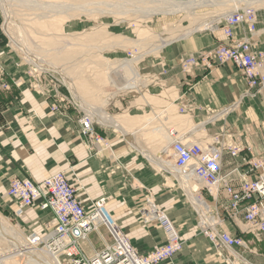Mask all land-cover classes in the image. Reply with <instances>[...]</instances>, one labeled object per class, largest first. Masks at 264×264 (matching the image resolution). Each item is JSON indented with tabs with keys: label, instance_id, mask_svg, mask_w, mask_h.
I'll list each match as a JSON object with an SVG mask.
<instances>
[{
	"label": "crops",
	"instance_id": "0c3cea01",
	"mask_svg": "<svg viewBox=\"0 0 264 264\" xmlns=\"http://www.w3.org/2000/svg\"><path fill=\"white\" fill-rule=\"evenodd\" d=\"M174 29L178 34H181L179 30H183L177 28V24ZM202 30L198 29L192 33L194 38L189 41H185V37L179 39L181 45L175 44L178 49L177 57L185 55L186 51L210 50L214 46L230 43L220 30L214 33L206 29ZM245 38L258 45V23L256 32L251 35L245 27L235 29L233 40ZM168 58L166 73L156 78L157 84L149 94L153 97L161 96L163 92H166L167 96L169 92L170 95H176L170 107L180 103L187 107V112L193 121L205 123L203 130L198 131L199 134L205 130L209 135L214 136L227 133L237 139V145L244 146V140L254 130V125L248 121L251 111L249 105L247 106V100L257 99L259 90L251 91L241 73L229 63L220 64L210 70L202 66L194 67L191 76L183 77L180 66L175 64L170 55ZM2 82L9 84L10 89L0 93V209L24 225H33L32 227L37 225V232L32 233L43 236L49 230L52 231L55 225L53 214L49 210H41L38 203H35L31 208L24 209L25 212L23 210L17 215L15 212L20 207L18 201L6 195L10 182L13 179L26 178L34 183H40L51 175L65 171L67 180L76 189V196L87 212L92 209V201L106 198L107 210L118 221L130 244L140 255H146L166 242L164 231L157 223L148 225L143 223L140 212L146 197H151L155 201L154 199L169 200L170 197L177 196L176 205L179 206L176 210L170 211L167 217L172 221L173 212L176 214L178 211L187 231L183 235L184 248L182 245L179 253L160 264H229L228 258L232 264H264V252L257 251V247L263 242L262 238L258 239L239 232L236 221L244 222L242 211H239L236 220L227 218L222 205H228V199L222 188L217 193V197L213 198L206 189H202L204 185L196 181L201 189L197 195L207 201L212 212L226 217L224 224L231 235L241 237L249 245L248 250L236 248L235 253L222 251L230 256H226V259L219 257L218 251L214 253L212 251L214 246L210 241L199 232L197 227L192 226L193 217L195 225L197 224V215L194 211L190 212L188 208L186 209L180 198L182 193L179 185L175 188L168 187L167 176H171V181L174 179L178 182V179L171 175L167 168L162 166L158 169L153 158L145 156L132 144L116 137L113 134L117 132L115 129L96 125L99 129L94 128V131L103 140H89L88 136L81 133L78 121L77 126L73 125L74 113L66 103H57L56 100L42 97L30 89L32 79L25 75L24 63L10 51L0 34V83ZM146 94L140 92L128 101L124 97L118 98L121 107H116L113 112L122 115L128 111L130 121L134 119L136 123L141 122L149 115H153L156 110L153 103L146 99ZM239 100H241L239 106L231 112L228 111L219 120L204 121L214 113V116L221 114L226 105L231 108ZM165 101H168V98H165ZM52 107L58 109L53 111ZM223 117L224 119H221ZM154 130H160L159 139L162 142L159 139L158 142L150 141L148 144L151 147H160L171 142L172 139L167 133L168 128L157 126L149 129L152 133ZM192 133L182 136L185 140H189L187 137L194 138L192 135L196 134ZM209 140L211 139H203L201 142L192 141L204 143ZM240 160L241 155L234 158L227 155L224 156L222 163V173L229 174L228 180L235 189H238L242 181L253 178V175L248 173L247 167L238 165ZM227 165L232 168L226 169ZM235 168L237 169L233 170ZM183 193L186 195L184 189ZM174 221L176 222V216ZM174 226L177 227V224L175 223ZM178 235L181 240L179 232ZM101 236L107 238L105 233ZM86 243L85 246L83 245L84 248ZM85 253L90 255L93 252L85 251ZM234 259L237 261L235 262Z\"/></svg>",
	"mask_w": 264,
	"mask_h": 264
},
{
	"label": "rangeland",
	"instance_id": "374dc122",
	"mask_svg": "<svg viewBox=\"0 0 264 264\" xmlns=\"http://www.w3.org/2000/svg\"><path fill=\"white\" fill-rule=\"evenodd\" d=\"M72 1V0H71ZM169 1H193V0H169ZM226 1V6L222 7H204V8H199L194 10V12L187 13V12H180L172 15H152L148 18L142 17L140 14H129V15H122V16H110V15H103V16H96L93 18L87 17L85 15H77V17H74L70 21L66 22L63 25L64 32L67 34H74V33H82L86 36V39H84L82 35L81 36H74L76 38L70 37L71 39L68 41V47L65 52H62L57 59H52L53 51L52 48V41L48 40V38H44L41 34L48 33L47 29L45 31L36 29L31 30L32 32L36 33L33 36H29V30L23 31L22 34L20 35L19 29L17 26L21 25L22 22L20 20H24L25 16H20L18 20V16L16 17V10L17 8H13V11L15 12V15L12 16L10 19V28L13 30L12 33L16 38H21V36H25L26 40H29L30 45H31V51L33 52L34 55L43 57L44 62L48 63H53V65L57 68H59L60 71L63 70L64 73L58 72L55 69H47V70H39L36 68L34 65H32L27 58H25V54L21 51V49L16 48L12 45L11 40L8 38V36L5 34L4 31V22H6V14L3 10L2 4L0 3V34L1 37L3 38V42L7 43L8 48L10 49L11 52L17 55V58L19 61H22L24 63L25 67V75L29 76L32 79V83L29 85L30 89H32L35 93L40 94L42 97L45 98H52L53 100H56L57 103H66L68 107H70L71 111H73L74 115H72V120L74 122L73 125L77 126V121L80 123V119L84 116L87 115V112L85 109L80 107L78 102H76L75 98L73 97L71 91H69V87L67 86V83H65V79L63 78V75L68 74L67 80H72L71 78H79L81 77L82 80V85H84L87 88V92L84 93V90L82 92V97L86 101V103H89L92 107L99 108L98 106H102V101L105 100L106 97H111V100L109 99V102L105 105L103 108L110 116L114 117L116 120H124L125 126H126V131H129L133 134V139L137 143V145L141 146L142 149H145L146 151L149 152H155L159 147H151L148 143L150 141H157L159 139V136L161 135L160 130L156 131L154 130L153 133L149 131V129L156 128L157 126L163 127V128H168L177 131L178 137H181L182 134L184 136L192 133V125L198 126L201 124L200 122H195L191 118V116L188 114L187 107L181 105L180 103L176 104V106L170 107V104L172 103L174 97L176 95H170V92L167 93L163 92L161 96L153 97L152 94H149V91L153 90L155 88L156 78L161 77V75L166 73V65L167 61L169 60L168 55H170L171 59H174L175 64L180 66V62L183 59L189 58V57H196V58H201L202 56L211 54L210 60L213 62V67H218L220 64L216 62V60L213 57V53L216 49L217 46H214V48L210 50H196L195 52L192 51H186L185 55L181 57H177V52L178 49L176 48L175 44L181 45V41L179 40L180 38H183L182 35L185 33L187 30H191L194 26L197 24L210 20V19H217L220 21L222 18L220 16H223L224 14L233 11L235 8V5H232L231 2ZM238 7L237 9L241 8L242 5H236ZM254 9L255 15H256V20L258 23V45L252 42V45L255 50L263 52L262 50H259L257 46H259L261 49L264 50V4L259 6L255 5L252 6ZM32 14V11H22V14ZM20 13V14H21ZM194 14V15H193ZM136 16V17H135ZM141 17V18H140ZM219 17V18H218ZM96 19V20H95ZM220 19V20H219ZM141 20V21H140ZM216 21V20H215ZM216 21L214 24L217 25L219 23ZM20 22V23H18ZM177 24V28L183 29L179 30L181 34H178L176 32V29L174 27ZM219 25V24H218ZM96 29V30H95ZM99 29V30H98ZM138 29H145L147 32L149 31V39H147V42L144 44H136L134 45L133 43L129 42H124L125 45L121 41L124 39H130V40H137L138 38ZM208 30V29H206ZM210 30V29H209ZM40 31V32H39ZM85 31V32H83ZM96 31H99L101 33V38L102 40L95 41L92 39V34L95 33ZM197 31V30H196ZM57 32V31H56ZM108 32V33H107ZM27 33V34H26ZM41 33V34H40ZM189 33V32H188ZM25 34V35H24ZM40 34V35H39ZM56 34V33H55ZM59 34V32H57ZM107 34V36H106ZM153 34V36H152ZM185 37V41H189L190 39L194 38L193 35ZM115 35L117 37H115ZM88 36V39H87ZM120 36V37H118ZM152 36V37H151ZM43 37V38H42ZM69 37V36H68ZM99 37V38H100ZM122 37V38H121ZM80 38V39H79ZM98 38V39H99ZM100 38V39H101ZM104 38V39H103ZM124 38V39H123ZM161 38H172L173 40L170 41L169 45H167L164 48H161V50L158 53H150L148 50L150 48L156 46L159 44V41ZM41 39L46 42V44L41 42ZM83 39V40H82ZM94 40V41H93ZM97 40V37H96ZM108 40V41H107ZM240 40V39H239ZM114 41V42H113ZM87 42V43H86ZM174 42V43H173ZM50 43V44H49ZM111 43V44H110ZM120 44V45H119ZM60 45H64L62 43H59ZM70 45V47H69ZM72 45V46H71ZM74 45V46H73ZM112 46V48H107L109 46ZM118 45V46H117ZM46 49L44 52L42 49ZM102 47V48H101ZM131 47V48H130ZM114 48V49H113ZM33 49V50H32ZM36 50V52H35ZM48 50H50L48 52ZM101 50V51H100ZM103 50V51H102ZM172 51V52H171ZM38 52V53H37ZM91 54V55H90ZM42 55V56H41ZM48 56V58H47ZM51 56V57H50ZM141 56L140 59H137L135 62V67L138 71V73L142 76L140 79L139 85L135 89H130V90H120V88L123 85V80H125V77L122 76L119 73H115L116 71V66L119 65V63L122 60H131L133 58H137ZM69 61H67V60ZM72 61V62H71ZM106 62H110L109 66H111V71L109 74L110 79L108 78V75H106L104 72L108 68ZM67 65V66H66ZM83 66V67H82ZM85 66V67H84ZM72 67V68H71ZM78 67V68H77ZM88 67V69H87ZM199 68V66H197ZM196 67V68H197ZM65 68V69H64ZM81 68V69H79ZM115 70V71H114ZM193 68L190 70L189 73L181 74V76L186 77V76H191L193 74L192 72ZM89 71L91 73H89ZM103 74V75H102ZM121 75V76H120ZM74 76V77H73ZM70 77V78H69ZM63 79V80H62ZM105 79V80H104ZM75 80V79H74ZM77 83V81H74ZM86 82V83H85ZM9 85V84H8ZM190 87V86H189ZM10 89V85H9ZM8 89V90H9ZM140 92H146V99L148 102L153 103V107L156 108L155 113L153 115H149L146 117L144 120L141 122H135L134 119H131L130 121V115H128V111H126L122 115H116L113 112V109L116 107L120 106L118 103L120 97H124L126 101H128L130 98L133 96H137V94H140ZM258 92V91H254ZM3 93V92H2ZM166 93V94H165ZM106 97L104 98V96ZM259 97L257 99H248L247 100V106L249 105V109L251 111V114L248 117V121L252 125H254L252 132L249 133L250 135L244 140V146L242 145H237L236 141L237 139L234 138V136H229L227 133L223 135L222 134H216L217 136L221 137L222 140L226 145L229 146H236L243 148V151L239 154L241 155V160L238 165H244L245 167L248 168V173L253 175L252 180H247V182H252L255 181L260 177L259 172H252L251 168L254 163H259V161H262L263 168L260 169V173H264V91L259 90L257 93ZM165 98H168V101H165ZM164 101V102H163ZM241 100L238 102L234 103L230 109V112L232 109L236 108L239 106ZM57 106V105H55ZM184 108L185 113L181 114L179 111V107ZM227 106V107H226ZM225 108H228V105H226ZM230 106V105H229ZM121 107V106H120ZM224 108V109H225ZM230 108V107H229ZM58 109V107H57ZM53 111H56L54 107H52ZM163 110H168L167 117L163 121V117H160L158 119L157 115L160 111ZM237 110V109H236ZM235 110V111H236ZM233 111V112H235ZM219 114V113H218ZM215 113L213 115H210L208 118H206L204 121L214 117ZM226 118V117H225ZM148 119V121H146ZM188 119V120H187ZM221 119H224L221 118ZM186 120V121H185ZM203 121V122H204ZM131 122V123H130ZM134 122V123H133ZM128 124V125H127ZM105 127L96 121H93V126L96 129L99 126ZM258 125V126H257ZM81 127V126H80ZM259 127V128H258ZM107 128H112L113 127H106ZM99 129V128H97ZM101 129V128H100ZM144 129L143 131L137 133L139 130ZM116 130V129H115ZM137 130V131H136ZM190 130V131H189ZM117 132L113 133L116 137L124 139V141L128 144L131 143V137H125L124 134L116 130ZM169 131V130H168ZM120 134H119V133ZM166 132V130L164 131ZM82 133V131H81ZM168 133V132H167ZM117 134V135H116ZM193 134V133H192ZM123 135V136H122ZM167 135V134H165ZM192 137H187L189 140H194L197 142H201L203 139H211L214 135H209L206 130L203 133H196L195 135H192ZM224 137V139H223ZM89 138V137H87ZM95 138V137H93ZM100 138V137H99ZM102 139V138H101ZM90 140V138H89ZM103 140V139H102ZM142 141V142H141ZM160 142L161 139H159ZM130 142V143H129ZM158 142V141H157ZM193 142V141H192ZM206 143H211V140L206 141ZM164 144V143H163ZM254 150V151H253ZM238 155V156H239ZM168 161H172L171 154L169 157H166ZM166 159V160H167ZM245 159V161H243ZM173 163V162H171ZM232 168V166L227 165L226 169ZM237 168L233 169L236 170ZM228 176L229 174H225ZM171 176H167V179L169 180L168 187H176V185L180 188V191L182 193V197H180L183 201V204L185 205L186 209L190 210V212H195V207L189 202L191 199L189 195H185L183 193V189L180 186V183L175 181L170 180ZM228 178V177H227ZM179 184H177V183ZM193 188L195 190V195H197L199 189V185L197 186V183L192 180ZM198 188V189H197ZM189 197V198H188ZM6 199H8L6 197ZM9 200V199H8ZM153 203L155 204L156 208H158L159 211L164 213L165 215H169V212L172 211L173 209L176 210L179 205H176V201H178L177 196H174L173 198L170 197L169 200L165 199H154ZM157 201V202H156ZM202 204V203H201ZM107 207V206H106ZM224 207L226 205H222V210L224 212ZM20 208V207H18ZM26 210H24L25 212ZM108 211V210H107ZM202 212L207 211L205 208V205L202 206ZM241 211V210H239ZM239 211L237 212V215L239 214ZM0 212L10 220V222L13 224V226L19 228L24 232L25 235L29 236L32 234V232H37L38 227L35 225L29 226V225H24L20 223L17 219L10 217L7 213L2 211L0 209ZM108 213L111 215V213L108 211ZM174 217L176 216V222L174 221V217L172 219V223L175 222L177 224L176 230L180 233L181 240H182V245H183V235L187 232L185 229V224L184 222L180 219L178 211L173 212ZM214 213V212H213ZM242 219L244 216V210L242 211ZM196 214V212H195ZM216 214V213H215ZM194 215V213H193ZM197 215V214H196ZM111 217L115 220V218L111 215ZM35 221V220H33ZM27 222V221H25ZM31 222V221H30ZM118 226L120 224L118 221H116ZM155 223V222H153ZM173 223V225L175 224ZM151 224V223H150ZM236 224L238 226L239 232H244L245 235L248 236H254L255 238H262V243L259 247H257V251L264 252V232L261 234L257 233H252L247 227V225L240 221H236ZM192 226L197 227V224L195 225V218L193 217L192 220ZM121 228V226H120ZM122 230V229H121ZM50 232V230H49ZM48 232V233H49ZM101 233L102 235L104 234V231L100 230L98 231V234ZM97 233H93L90 235L87 243H86V249L84 248V244H82V248L87 251L88 253H92L89 256L93 255L95 252H98L102 249L103 243L101 242L102 239H100V235ZM125 234V233H124ZM90 241V242H89ZM247 243V242H246ZM90 246H89V245ZM84 245V246H83ZM88 245V246H87ZM184 248V245H183ZM90 250V251H88ZM95 250V252H94ZM3 252V250L1 249ZM212 251L219 252V257L221 258H227L226 256H229L228 253L222 252L219 249L216 250L215 247L212 249ZM1 252V256L3 255ZM230 257V256H229ZM234 258V257H233ZM225 259L224 262H225ZM229 264H232L230 261V258L227 259ZM62 263V259L60 260ZM236 262L237 260L234 259Z\"/></svg>",
	"mask_w": 264,
	"mask_h": 264
},
{
	"label": "built area",
	"instance_id": "2783aa9c",
	"mask_svg": "<svg viewBox=\"0 0 264 264\" xmlns=\"http://www.w3.org/2000/svg\"><path fill=\"white\" fill-rule=\"evenodd\" d=\"M242 12L232 13L225 17L224 21L214 24V30L208 29L211 33L220 30L224 37L230 40L228 44L217 46L213 57L218 64L233 65L245 79L248 88L251 91H258L264 89V53L255 50L249 38L233 40L234 31L239 27H245L250 35L256 30L255 12L249 7ZM210 57L211 54L201 58L183 59L180 62L181 71L187 74L197 66L210 70L213 67ZM8 89L7 83H0V93ZM54 109L57 110V107ZM179 111L181 114L185 113L184 108L179 107ZM79 124L82 134L90 139L102 141L96 135L93 121L88 115H84ZM168 132L173 139L170 147L174 167L202 182L204 184L202 189H206L213 198L217 197L222 188L228 199V205L224 207L227 218L236 220L237 212L244 210L243 221L251 232L258 235L263 233L264 173H260V169L263 168L262 161L254 163L251 168L252 172H259L260 177L252 182L242 181L238 189H235L222 173V163L224 156L237 157L243 148L226 145L217 135L211 138L210 144H200L179 139L175 130L169 129ZM6 195L18 201L20 208L15 212L17 215L35 203H38L41 210H49L53 214L55 219L53 230L43 236L32 233L28 240L37 243L40 250L50 252L53 257L58 256L60 260L62 259V264H160L182 250V242L176 228L164 213H159L151 197L145 199L140 212L141 218L145 225L157 223L164 231L166 242L148 254L140 255L108 213L106 198L92 201V209L87 212L76 196V189L67 180L65 171L51 175L40 183H34L26 178L13 179ZM196 199L207 209L204 216H199V212L196 211L197 228L217 250L235 253L236 248L249 249L246 241L227 231L224 224L225 216L213 213L207 201L199 195H196ZM100 230L104 231L107 238L100 237L102 249L89 256L83 250L82 244L88 241L91 234L94 232L98 234ZM0 264H4L1 256Z\"/></svg>",
	"mask_w": 264,
	"mask_h": 264
},
{
	"label": "bare ground",
	"instance_id": "6f19581e",
	"mask_svg": "<svg viewBox=\"0 0 264 264\" xmlns=\"http://www.w3.org/2000/svg\"><path fill=\"white\" fill-rule=\"evenodd\" d=\"M226 1H228V3L231 2L232 5H235L236 9H234L233 11L231 10V12H228L224 14L223 16H220V18H222L221 20L219 19L220 21H218L217 19H210V20L201 22L197 24L196 26H194L191 30L185 31V33H183L180 36L186 37L190 33H194L198 29L214 30V27H215L214 23L216 21L222 22L224 21L225 17L229 16L232 13H236L238 11L242 12L246 10V7H249L251 11L254 12V9L252 8V6H255V5L261 6L264 4V0H193V1H185V2L169 1V0H72V1L71 0H0V3L2 4L3 10L6 14V22H4L5 23L4 31H5V34L8 36V38L11 40L12 45L16 48L21 49V51L26 56L25 58H27V60L39 70H47L49 68L50 69L53 68L58 72L64 73L63 70L60 71L59 68L55 67L53 63H50V62L45 63L44 59H42L43 57L34 55L33 52L31 51V45H30L29 40H26L25 38L26 36L25 34H24L25 35L24 37L21 36L22 39L21 38L18 39L13 35L11 31L13 30V28L12 29L10 28V19L12 18L13 15H15L13 8H17L15 9L17 11L15 16L16 17L18 16V20L21 15L25 16L24 20H20L22 24L18 22L21 24L17 26L19 29L20 35L22 34L23 31L29 30L28 35L33 36L36 33L32 32L31 30H35L36 27L37 29H40L43 31L47 29V32H49V34L48 33H45V34L40 33V34L44 38H48V40L52 41V46L54 47L52 48V51L54 53L51 56H52V59L54 58L57 59V57L63 54L62 52H65V50H67L68 41L71 39L70 37L73 36L72 37L73 39V38H76L74 36L79 37L82 35L83 37L86 35L85 33L84 35L81 32L70 34V35L64 32L65 27L63 28V25L66 22L73 19L74 17H77V15L79 16L85 15L90 18H93L96 16L100 17L103 15L122 16V15H129V14L130 15L140 14L144 18H148L152 15H171V14H176L180 12H187V13H190L191 15V13L194 12V10L199 9V8L226 6L225 5ZM236 5H242V7L237 9L238 7H236ZM22 11H27V12L32 11L33 13L25 14L24 12V14H22L21 13ZM56 31L59 32V34H57ZM216 31H219V30H216ZM148 34H149V31L147 32L145 29H138L137 40H130V39L123 38L124 40L121 41L123 44L121 45L124 46L125 45L124 42L133 43L134 45L141 44V43L144 44L145 42H147V39H149ZM100 36H101V33L99 31H96L95 33L92 34L91 37L92 39H94L95 37V41H99V40H102ZM96 37H97V40H96ZM115 37L117 36L115 35ZM83 38L86 39V36ZM87 39H88V36H87ZM172 40H173L172 38H166V39L161 38V40L159 41V44L150 48V50L148 51L152 54L158 53L161 50V48L166 47V45H168L169 42ZM41 42H43V44L44 43L46 44V42H44V40L42 39H41ZM63 42H64V45L59 46V43L63 44ZM107 48H112V46L110 45ZM41 49L44 52L46 51V49L42 47ZM49 51L50 50H48V52ZM140 58L141 56L137 58H133L131 60L124 59L119 63L118 66H116V71L114 70L115 73H119L125 77V80H123V85L120 88V90H130V89L137 88V86H140L139 83L141 82L139 81L142 78V76L138 73L135 67L136 60ZM106 63H108L107 64L108 68L105 70L104 73L108 75V78L110 79L109 74L112 68L111 66H109L110 62H106ZM89 73L91 72L89 71ZM63 78L65 79L66 81L65 83H67V86L70 89L69 91H71L76 102H78L80 107L82 106V108L85 109V111L87 112V115L91 118L92 121H96L97 123L105 127H113L114 129L123 133L125 137H128V138H130L131 136L133 137V134L131 132L126 131L127 129H126L124 120H119V119L116 120L114 117L110 116L103 109L105 105L109 102V99L111 100V97H106V95L104 94L105 95L104 98L105 97L106 98L104 101H102V106L100 104V106H98L99 108L94 109V107L91 106L92 104L90 105L89 103H86V101L82 97L81 91L84 90V93H85L87 92V88L84 85H82L84 81L82 82L81 77L79 78L74 77V78H71L72 80H67L68 78V74H67L66 76L63 75ZM74 79L77 81V83L74 82L75 81ZM230 109L231 108H228L225 111H223L221 114H218L212 117L211 120H209V122L219 120V118L223 115H226V113H228ZM167 112L168 110L160 111L156 119L163 117L161 119H163L164 121L167 117V114H166ZM146 121H148V119H146ZM147 123H149V121ZM203 126H205V123L199 126H196V127L192 125L191 132H193V134L194 132L198 133V131L203 130L204 128ZM177 136H178V133H177ZM132 137L130 141L133 147H136L137 149L142 151L145 156H150L151 158H153L155 160V164L158 169L159 168L161 169L162 166H164V168H167L170 174L173 175L176 179H178V182L180 183L181 187L184 189L187 196L189 195V197L191 198L189 199L190 200L189 202L195 207L196 211L199 212V216L206 215L207 214L206 211L204 212L201 211L202 206H204V204L202 202H199L196 199V195L194 193L196 189L194 190L193 188L192 180L194 182L198 180L193 175L183 173L181 170H177L174 167L173 163H171L172 161L170 162L166 158V157H169L171 154V147H170L171 144L170 143L173 141V139L169 136L170 139H172L170 143H168L167 145L160 146L155 152H149V151H146L145 149H142L141 146L137 145V143L134 141ZM178 138L184 140L183 136L178 137ZM205 143L206 142L204 143L202 142L200 144H205ZM207 144H210V143H207ZM198 182L204 185L202 182L200 181ZM199 183H197V186L199 185ZM156 209L158 210V208ZM159 213H161V211H159ZM165 216L167 217V215ZM1 249L3 250V252L1 251ZM1 252L3 254L2 256H1ZM0 256L3 257L4 264H62L58 256L55 255L53 257L50 252H47L42 249L40 250L37 247V243L35 244V242L28 240V236L25 235L22 230L13 226L10 220L6 218L1 212H0Z\"/></svg>",
	"mask_w": 264,
	"mask_h": 264
}]
</instances>
